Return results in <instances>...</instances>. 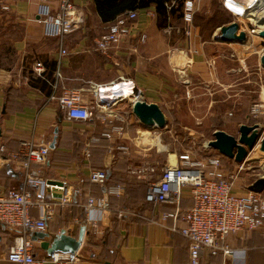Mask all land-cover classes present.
<instances>
[{
	"label": "crops",
	"instance_id": "obj_1",
	"mask_svg": "<svg viewBox=\"0 0 264 264\" xmlns=\"http://www.w3.org/2000/svg\"><path fill=\"white\" fill-rule=\"evenodd\" d=\"M73 1L84 14L85 22L64 38L63 45L59 38L45 36L37 16L39 0H3L9 9L0 5L3 21L0 27L5 29L7 37L4 42L12 47L0 65V193L10 187H27L25 170L18 161L10 160L21 141L47 143L51 151L47 164L40 167L42 175L49 182H64L65 188L59 184L51 186L45 203L34 208L33 215L40 216L50 208L47 229L42 232L58 233L66 229L77 237L80 227L86 225L78 252L80 260L64 264H190L189 241L176 230L184 222L173 217L161 219L162 212L173 211L171 206L156 207L146 202L144 192L132 202L131 193L124 189L122 196L110 197V211L96 226H91L87 223L84 204L89 195H102L106 188L121 184L122 177L130 173L117 145L139 141L141 134L150 132L134 114V102L139 98L156 103L165 113L173 87L177 86L173 80L175 71L184 69L198 80L213 78L211 63L215 62V56L210 54L213 44L193 48L191 43L188 49L187 40L178 36L179 30L171 24L160 26L155 8L148 7L136 9L138 17L132 21V34L102 53L96 50V40L114 20L104 22L94 0ZM259 26L264 30L263 24ZM220 27L213 31L215 43H221L216 40ZM254 34L251 36L255 37ZM143 35H146L144 41ZM259 36L264 42V36ZM62 46L67 49L65 55L61 54ZM263 54L264 49L260 51V62ZM38 61L44 64L43 76L35 71ZM53 78L57 95L64 90H82L83 102L93 112L90 119L66 118L59 103L51 99L53 87L49 82ZM135 89L140 91L138 97L133 96ZM262 95L263 92L260 101H264ZM257 119L263 128L264 112ZM114 126H122V133H113L111 138L102 136ZM55 136L57 141L52 148ZM249 157L250 162L263 164L256 166L259 173L253 181L242 182L239 176L234 184L236 192L249 190L255 180L264 177V152L258 147ZM95 169L107 172L105 184L90 181V173ZM66 188L78 193H74L72 202L62 204L59 198ZM33 198L39 199L36 192ZM193 204L191 191L185 188L182 206ZM120 210L128 212L119 216ZM17 234L0 222V264H18L7 259ZM33 241L34 251L46 259V264H57L41 247L42 240ZM228 242L239 251L234 258L225 259L222 254L213 257L207 253L205 262L264 264V226L231 233Z\"/></svg>",
	"mask_w": 264,
	"mask_h": 264
},
{
	"label": "built area",
	"instance_id": "obj_2",
	"mask_svg": "<svg viewBox=\"0 0 264 264\" xmlns=\"http://www.w3.org/2000/svg\"><path fill=\"white\" fill-rule=\"evenodd\" d=\"M39 1L38 21L43 25L47 37L59 38L62 42L85 22L84 14L78 10L73 0ZM196 3L197 0L184 1L183 21L189 36L193 31ZM0 5L4 9L10 8L3 0H0ZM223 5L241 26L249 28L248 22L257 26L251 19V11L260 12L264 0H223ZM235 5L242 6L244 12L248 10V13L245 15L244 12H238ZM137 17V10H130L118 16L96 40V50L107 53L112 46L128 38L132 34V21ZM255 30L250 29V32L255 33ZM145 39L146 35H143L142 40ZM60 51L62 55L67 54V49L63 46ZM35 71L37 75L43 76L45 67L41 61L36 62ZM51 85V99L59 103L67 119L88 120L92 117L93 112L83 102L82 90H64L57 95V84ZM263 110L264 104H255L253 107L254 114ZM122 131V126H114L111 130L103 132L102 136L111 138L113 133ZM50 151L47 143L22 140L18 151L10 156V160L18 161L25 170L27 186L24 189L10 187L0 193V222L18 232L7 253V259L11 262L46 264V259L34 251L32 234L45 231L51 215L50 208L40 216L33 215V209L45 203L49 188L56 186L42 175L40 169L49 161ZM242 169L244 164L239 166L238 171L229 168L219 151L201 158L185 152L176 155V162L169 158L159 178L148 185L146 202L156 207L168 205L173 208V211L162 212L161 219L173 217L184 222V226L176 230L189 241L190 264H217L213 260L205 262L207 253L213 257L222 254L225 259L234 258L239 251L229 244V235L242 229L257 230L264 226V191L258 193L247 190L239 193L234 190V184ZM89 179L94 184H105L107 172L104 169L92 170ZM185 188L191 191L194 200L192 206H182ZM124 189L123 184H115L106 188L100 196L89 195L84 204L88 225L96 226L101 222L103 215L110 211V197L122 196ZM64 190V194L59 198L60 202H72L74 193L78 191L73 192L67 188ZM35 192L39 196L38 200L33 198ZM50 195L54 198V194ZM126 212L128 211L120 210L119 216ZM49 258L57 264L77 263L80 260L78 252H55L49 255Z\"/></svg>",
	"mask_w": 264,
	"mask_h": 264
},
{
	"label": "rangeland",
	"instance_id": "obj_3",
	"mask_svg": "<svg viewBox=\"0 0 264 264\" xmlns=\"http://www.w3.org/2000/svg\"><path fill=\"white\" fill-rule=\"evenodd\" d=\"M222 2L223 0H197L190 36L186 33L183 17L171 19L173 28L179 30L178 36H183L187 40L188 49L192 47L191 43L193 48L213 44L210 54L215 56V62L211 63L214 67V76L208 81L198 80L185 73L184 69L175 71L173 80L177 86L173 87L174 93L169 98V108L165 111L167 121L165 128H150V132L147 130L141 134L143 137L139 141L116 144L118 148L123 147L121 150L116 149L122 152L126 166L130 170L119 183L131 193L132 202L137 200L135 198L139 199L141 193L146 194L148 185L159 178L163 167L175 154L189 152L199 158L215 154L218 151L210 146V141L215 139L216 131L223 130L238 138L242 124H260L257 117L264 110L254 114L253 107L255 104H264V101L259 100L261 92L264 99V67L259 60L264 42L260 41L257 31L255 37L251 36L253 33L250 29L260 30L262 26H259L261 23L255 18L258 26L249 22V28L244 26L249 34V41L236 44L215 43L214 27L208 25L210 27L201 28L198 23L200 16L204 15L206 18L214 16L216 11L220 12L218 14L220 21H227L232 15L222 9ZM2 23L0 20V25ZM4 33L5 29L0 27L1 66L5 57L9 56L8 51L12 49L11 46L5 45L4 40L7 37ZM260 127L262 128L261 124ZM262 130L264 135V126ZM254 150L250 151L249 155ZM249 155L243 163L234 164L230 158L222 154L224 163L234 171H238L239 166L244 164L239 176L245 183L255 179L259 173L256 166L263 164L250 162Z\"/></svg>",
	"mask_w": 264,
	"mask_h": 264
},
{
	"label": "water",
	"instance_id": "obj_4",
	"mask_svg": "<svg viewBox=\"0 0 264 264\" xmlns=\"http://www.w3.org/2000/svg\"><path fill=\"white\" fill-rule=\"evenodd\" d=\"M259 35L264 36V30H260ZM248 36L247 30L241 29L239 21L234 20L220 27V34L216 37V40L221 43L245 42ZM261 64L264 67V54L261 56ZM139 94L140 91L135 89L133 96L138 97ZM133 112L139 121L149 128H165L166 126L165 113L156 103H149L138 98L133 104ZM239 131L240 135L238 138L223 130L216 131L215 139L210 141V146L238 163H243L250 151L254 150L257 146L264 152V135L260 124H242ZM56 141L57 136H55L51 143L52 148L55 147ZM51 183L64 185L62 181H51ZM249 190L258 193L263 192L264 177L255 180L250 185ZM85 233L86 225H82L77 237L71 235L66 229H62L58 233L36 231L33 233V239L42 240L41 247L49 255L55 252L77 253L83 244ZM46 238L49 239L45 240Z\"/></svg>",
	"mask_w": 264,
	"mask_h": 264
},
{
	"label": "trees",
	"instance_id": "obj_5",
	"mask_svg": "<svg viewBox=\"0 0 264 264\" xmlns=\"http://www.w3.org/2000/svg\"><path fill=\"white\" fill-rule=\"evenodd\" d=\"M97 5V10L104 22L113 21L118 16L130 11L136 10L139 8H148L154 7L157 15L158 22L160 26H167L171 24V19L174 17L180 18L183 17V6L185 0H94ZM222 9L229 14H231L221 3ZM220 12H215L214 16L207 17L202 15L200 16V22L198 26L201 28H208L212 26L217 28L218 26H223L229 24L233 21L234 16H229L227 21H220L218 14ZM210 25V26H208ZM56 62L52 63L53 70L56 68ZM55 78L50 79L49 84L53 83ZM50 84V87L52 85Z\"/></svg>",
	"mask_w": 264,
	"mask_h": 264
},
{
	"label": "bare ground",
	"instance_id": "obj_6",
	"mask_svg": "<svg viewBox=\"0 0 264 264\" xmlns=\"http://www.w3.org/2000/svg\"><path fill=\"white\" fill-rule=\"evenodd\" d=\"M230 4H231V1H230ZM235 8L238 9L240 13H243L244 12V9L242 6H239V5H235ZM261 11L258 12V13H254L253 11L252 12V15L251 16V19L253 22H255V18H257L261 24H264V5H262L261 7ZM248 13V10L244 12V14L246 15ZM171 161L173 162H176V155L173 157V159H171Z\"/></svg>",
	"mask_w": 264,
	"mask_h": 264
}]
</instances>
